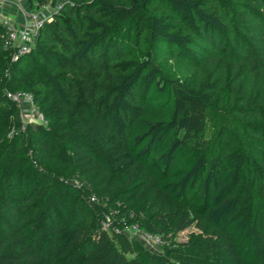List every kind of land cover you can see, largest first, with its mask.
Returning a JSON list of instances; mask_svg holds the SVG:
<instances>
[{"label": "trees", "instance_id": "trees-1", "mask_svg": "<svg viewBox=\"0 0 264 264\" xmlns=\"http://www.w3.org/2000/svg\"><path fill=\"white\" fill-rule=\"evenodd\" d=\"M59 9L0 22V264H264V0Z\"/></svg>", "mask_w": 264, "mask_h": 264}, {"label": "rangeland", "instance_id": "rangeland-1", "mask_svg": "<svg viewBox=\"0 0 264 264\" xmlns=\"http://www.w3.org/2000/svg\"><path fill=\"white\" fill-rule=\"evenodd\" d=\"M67 0H50L46 4V8L42 10L41 18L45 22L53 21L54 16L60 11L59 6L63 5ZM32 11L40 12V8L31 7L27 0H0V16L8 21L11 28L14 30H21L26 27L29 19V14ZM32 23V22H31ZM21 99V98H20ZM22 100V118L24 121H40L39 113L37 108L33 107L32 103ZM107 220V219H106ZM197 227H190L181 233H179V240H185L188 238L191 232H199ZM128 235L131 238H136L141 241L145 246L153 251L160 252L162 250V241L158 239H150L148 235L142 230H128Z\"/></svg>", "mask_w": 264, "mask_h": 264}, {"label": "built area", "instance_id": "built-area-1", "mask_svg": "<svg viewBox=\"0 0 264 264\" xmlns=\"http://www.w3.org/2000/svg\"><path fill=\"white\" fill-rule=\"evenodd\" d=\"M38 8H40V12L32 11L29 14V19L31 20L32 23L28 22L26 27H24L21 30H14L13 28H11L8 21L5 20L2 16H0V22L5 24L9 28V37H8L7 44L17 45V47H18L17 51L20 54H24V53H27L30 51L33 40L38 35V32H39L40 28L42 27V25L45 21L41 18V13H42V10L44 8H46V5L38 6ZM15 58H17V55L15 56ZM14 97L16 99L20 100L21 102H22L21 99L29 101L33 105V98L29 94H17ZM33 107H35V106L33 105ZM37 112L39 113L40 121L43 122L44 118H43L42 114L38 110H37ZM107 225L108 224L106 223V227H107ZM132 229L140 230L137 227H131L128 230H132ZM146 235H148V237L150 239L154 238V239L160 240V238L158 236L150 235L148 233H146Z\"/></svg>", "mask_w": 264, "mask_h": 264}]
</instances>
